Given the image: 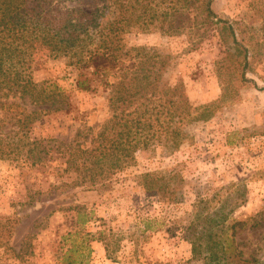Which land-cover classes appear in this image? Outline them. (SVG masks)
<instances>
[{
  "label": "rangeland",
  "instance_id": "1",
  "mask_svg": "<svg viewBox=\"0 0 264 264\" xmlns=\"http://www.w3.org/2000/svg\"><path fill=\"white\" fill-rule=\"evenodd\" d=\"M213 9L236 23L248 52L227 54L232 40L224 43L216 30L196 26L195 12H178L170 30L165 23L148 31L125 29L128 46H146L167 57L164 82L182 83L192 103H213L214 114L190 122L180 149L172 154L161 146L136 151L131 164L113 174L106 187L69 186L77 174L65 170L61 154L52 152L39 161L44 154L32 150L29 142L35 140L70 143L81 124L110 116L108 91L98 81L94 91L77 90V71L65 59H37L34 78L58 80L69 89L73 107L44 115L21 130V116L7 111L5 118L0 111V138L5 141L0 143L5 149L0 151V216L21 220L12 228L14 248H20L26 234H35L30 264H61L59 250L75 244L62 236L75 230L95 236L84 264H204L186 239L191 229L208 226L196 222L203 206L234 225L244 258L264 259V0H215ZM25 107L37 108L27 100ZM174 168L185 178L181 202L164 203L146 192L143 174ZM69 206L88 214L85 226L76 224L74 211L63 210ZM3 252L0 248V258ZM0 264L17 263L10 259Z\"/></svg>",
  "mask_w": 264,
  "mask_h": 264
},
{
  "label": "trees",
  "instance_id": "2",
  "mask_svg": "<svg viewBox=\"0 0 264 264\" xmlns=\"http://www.w3.org/2000/svg\"><path fill=\"white\" fill-rule=\"evenodd\" d=\"M214 2L0 0V111H5V118L9 117L7 111L21 116V130L44 115L71 110L67 87L58 80L34 78L39 57L65 59L77 71V90L94 91V82L98 81L108 91L110 116L93 125L81 124L70 143L52 138L45 144L38 140L29 142L33 151L44 154L39 161L52 152L61 154L67 165L65 170L77 174V180L69 186L94 188L106 187L113 174L131 164L138 150L161 146L167 154L176 152L183 143L186 126L211 118L214 105H195L182 83L164 82L167 57L146 46H128L124 31L131 27L148 31L164 23L169 30L174 29L178 12H195L196 26H205V32L216 30L224 43L232 40L227 54L248 52L238 39L236 23L220 17L213 9ZM243 59L246 66L248 55ZM26 100L37 108L25 107ZM1 142L5 141L0 138ZM0 151L4 153L5 149L1 146ZM142 180L146 192L164 203H178L184 197L185 178L176 168L145 173ZM205 209L203 206L198 211L196 222L203 220L208 226L191 229L186 238L195 257L203 259L204 264H264L260 257L244 258L235 241L234 225H226V219L220 221V216ZM63 210L75 212L78 226L89 221L80 206ZM20 222L19 217L0 216V248H4L0 262L13 259L17 264H30L35 234H26L19 249L9 242L12 228ZM94 237L81 230L63 235L62 240L72 239L75 244L59 250L61 264H84V258L93 252Z\"/></svg>",
  "mask_w": 264,
  "mask_h": 264
}]
</instances>
